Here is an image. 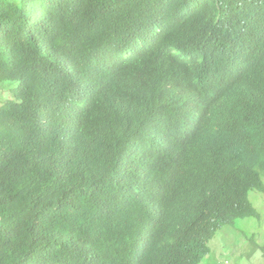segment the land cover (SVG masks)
Listing matches in <instances>:
<instances>
[{
	"label": "trees",
	"instance_id": "obj_1",
	"mask_svg": "<svg viewBox=\"0 0 264 264\" xmlns=\"http://www.w3.org/2000/svg\"><path fill=\"white\" fill-rule=\"evenodd\" d=\"M6 92L0 264H200L257 217L264 0H0Z\"/></svg>",
	"mask_w": 264,
	"mask_h": 264
},
{
	"label": "rangeland",
	"instance_id": "obj_2",
	"mask_svg": "<svg viewBox=\"0 0 264 264\" xmlns=\"http://www.w3.org/2000/svg\"><path fill=\"white\" fill-rule=\"evenodd\" d=\"M10 93L0 99H12ZM248 200L257 212L256 218L235 219L223 225L209 241L210 253L202 264H264V195L251 190Z\"/></svg>",
	"mask_w": 264,
	"mask_h": 264
},
{
	"label": "clouds",
	"instance_id": "obj_3",
	"mask_svg": "<svg viewBox=\"0 0 264 264\" xmlns=\"http://www.w3.org/2000/svg\"><path fill=\"white\" fill-rule=\"evenodd\" d=\"M262 182H263V186H264V177H262ZM256 191L259 192L258 190H256ZM259 193H261V192H259ZM261 194L264 195V193H261ZM252 218H256V217H252ZM263 246H264V245H263ZM256 247L259 248V247H261V246H256ZM206 257H208V254H207L206 256H204V258L202 259V261H203ZM202 261H201L200 264H202Z\"/></svg>",
	"mask_w": 264,
	"mask_h": 264
}]
</instances>
